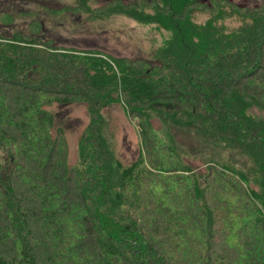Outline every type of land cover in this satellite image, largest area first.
I'll list each match as a JSON object with an SVG mask.
<instances>
[{"label":"trees","instance_id":"obj_1","mask_svg":"<svg viewBox=\"0 0 264 264\" xmlns=\"http://www.w3.org/2000/svg\"><path fill=\"white\" fill-rule=\"evenodd\" d=\"M260 1L45 7L78 23L146 20L169 33L150 58L55 46L39 20L27 26L32 38L0 30V264H264ZM12 17L0 11V26ZM116 104L139 137L128 166L104 135L103 112ZM79 105L89 124L70 165L64 115ZM168 108L171 118L160 111ZM182 125L236 158L179 142Z\"/></svg>","mask_w":264,"mask_h":264},{"label":"rangeland","instance_id":"obj_2","mask_svg":"<svg viewBox=\"0 0 264 264\" xmlns=\"http://www.w3.org/2000/svg\"><path fill=\"white\" fill-rule=\"evenodd\" d=\"M67 0H62L59 4L52 0H0V11L8 12L14 19L12 24L6 28L0 26V30L8 36H11L12 29L14 32H22L27 38H32L27 31V26L32 20H39L43 25L42 38L51 39L55 46L74 47L83 49H101L113 54L114 56L135 58H150L155 51L160 50L164 41L168 39L169 33L162 30H155L146 27L148 21L134 19V16H123L116 14L113 19H94L89 22L78 23L76 19L65 12H56L50 15L47 9L63 8ZM126 1V0H124ZM208 0H199L205 3ZM241 7L253 6L258 7L260 0H230ZM46 7V8H45ZM84 18L83 16L77 17ZM4 25V24H3ZM37 80L36 75L31 76ZM85 106H73L64 115L63 126L67 133L69 142V164L73 165L77 161V152L79 140L82 137L87 125L89 124V115ZM69 108V107H68ZM168 108L160 110L165 117L171 118L175 110ZM106 119L104 135L109 144L112 146L117 158L126 166L132 162L133 158L138 155L139 137L133 123L127 116L121 104L112 105L103 112ZM69 117V118H67ZM161 120L156 118L154 126L161 130ZM60 124V123H59ZM197 132L188 129L182 125L178 129L176 138L179 142H186L193 145L196 151L213 157L222 158L232 156V153H223L215 142L206 136L204 141L207 143L199 144L200 138L196 136ZM204 135V134H203ZM198 140V141H197ZM195 153V152H194ZM196 154V153H195ZM236 158V157H234ZM194 164H201L195 160Z\"/></svg>","mask_w":264,"mask_h":264}]
</instances>
